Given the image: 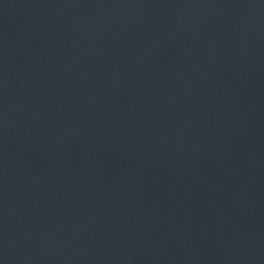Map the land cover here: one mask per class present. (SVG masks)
<instances>
[{
	"label": "water",
	"instance_id": "water-1",
	"mask_svg": "<svg viewBox=\"0 0 264 264\" xmlns=\"http://www.w3.org/2000/svg\"><path fill=\"white\" fill-rule=\"evenodd\" d=\"M0 264H264V0H0Z\"/></svg>",
	"mask_w": 264,
	"mask_h": 264
}]
</instances>
